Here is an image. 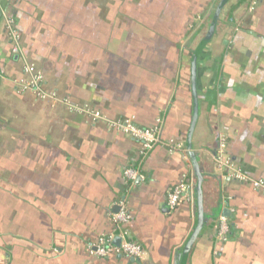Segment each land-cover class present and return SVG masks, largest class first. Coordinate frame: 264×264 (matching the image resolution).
Masks as SVG:
<instances>
[{
  "label": "crops",
  "instance_id": "1",
  "mask_svg": "<svg viewBox=\"0 0 264 264\" xmlns=\"http://www.w3.org/2000/svg\"><path fill=\"white\" fill-rule=\"evenodd\" d=\"M220 1L0 0V264H176L200 223L186 264H264V193L225 179L214 161L226 136L230 158L264 179V0H229L198 62L201 200L187 147L192 56ZM7 19L47 90L108 119L159 124L163 141L183 149L143 155L140 142L22 92ZM185 176L193 198L170 210ZM123 199L142 258L92 256ZM222 217L230 232L220 237Z\"/></svg>",
  "mask_w": 264,
  "mask_h": 264
},
{
  "label": "built area",
  "instance_id": "2",
  "mask_svg": "<svg viewBox=\"0 0 264 264\" xmlns=\"http://www.w3.org/2000/svg\"><path fill=\"white\" fill-rule=\"evenodd\" d=\"M261 0H249L251 7L257 5ZM6 32L12 45V54L22 58L25 79L20 82L22 92L33 93L41 101H51L55 104L65 105L72 113L81 115L95 125H104L109 130L116 131L128 136L142 144V154L145 155L159 145H167L172 150L183 149L182 145L173 141L165 142L162 139L161 128L158 124L154 128H144L139 126L132 118L108 119L102 112L90 106L74 105L66 99L60 98L59 94L47 90L44 86L45 76L36 64L30 62L21 48V37L12 20L7 19ZM215 167L223 174L225 179L235 180L246 184L255 191L264 193V179H255L246 174L227 154V138L221 136L218 150L215 156ZM125 177L134 183L139 177V173L134 168H127L124 172ZM193 185L188 181L187 176L177 185H175L168 194V206L170 210H175L183 201H189L193 198ZM118 212L112 216L114 231L108 235H102L97 242L91 244L89 252L97 258H109L121 254L129 259H141L144 254L143 247L131 239L128 224L131 215L128 211L126 199L116 203ZM230 232L229 222L226 217H222L219 223L218 235L220 237L228 235ZM121 240L120 246L114 244L115 240Z\"/></svg>",
  "mask_w": 264,
  "mask_h": 264
},
{
  "label": "water",
  "instance_id": "3",
  "mask_svg": "<svg viewBox=\"0 0 264 264\" xmlns=\"http://www.w3.org/2000/svg\"><path fill=\"white\" fill-rule=\"evenodd\" d=\"M228 2H229V0H221L219 2L218 6L216 7L213 19H212L211 24H210V27L208 28V31L206 32L205 36L200 41V43L198 44L196 49L194 50L193 56H192V64L191 65H192L193 118H192L190 130H189V134L187 137V147H188V150L190 151V157H191L194 169H195V174H196V178H197V182H198L197 187H198V193H199V200H201L203 178H202V174H201L198 162L196 160L195 154L192 152V136H193L194 129H195V126H196V123L198 120V115H199L198 62H199L200 56L203 53L204 49L212 41L213 37L215 36L216 31H217V27H218V23H219L220 14ZM139 180H140V177L136 181H139ZM200 224H199L198 228L196 229V231L194 232V235L192 236L189 244L187 245L182 260H180L179 262L176 261V264H186L187 263L191 247L194 244V241H195L198 233L201 230ZM120 242H121V240L119 238H117L115 240L114 244L116 246H120ZM118 257L122 258L123 256L121 254H119ZM131 260H133V261L137 260L138 261L140 259H131Z\"/></svg>",
  "mask_w": 264,
  "mask_h": 264
}]
</instances>
